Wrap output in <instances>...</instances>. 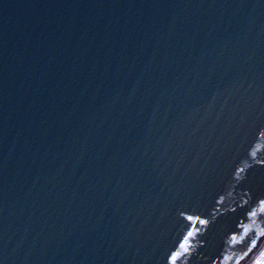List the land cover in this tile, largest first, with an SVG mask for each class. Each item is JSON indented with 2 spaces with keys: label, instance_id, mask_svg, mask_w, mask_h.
Masks as SVG:
<instances>
[{
  "label": "water",
  "instance_id": "water-1",
  "mask_svg": "<svg viewBox=\"0 0 264 264\" xmlns=\"http://www.w3.org/2000/svg\"><path fill=\"white\" fill-rule=\"evenodd\" d=\"M260 199L264 0H0V264H246Z\"/></svg>",
  "mask_w": 264,
  "mask_h": 264
},
{
  "label": "snow or ice",
  "instance_id": "snow-or-ice-1",
  "mask_svg": "<svg viewBox=\"0 0 264 264\" xmlns=\"http://www.w3.org/2000/svg\"><path fill=\"white\" fill-rule=\"evenodd\" d=\"M237 171H240L239 169H237ZM258 209H259V213H264V199H260L258 201ZM249 216H256L258 213L256 210H252L250 211L249 213ZM187 219L189 221L193 220L194 218L192 216H188ZM198 220V222L200 224H205L206 221L204 220H200L198 217L195 218ZM192 235V232L189 231L187 236L185 237V240L188 239V237H190ZM252 244L255 245L256 244V241L253 240L252 241ZM181 247H184V244L182 243L181 244ZM177 259V253L176 252H173L169 257H168V260H169V264H174L175 260ZM252 264H264V250H261L258 254V257L256 259H254L252 261Z\"/></svg>",
  "mask_w": 264,
  "mask_h": 264
},
{
  "label": "rangeland",
  "instance_id": "rangeland-1",
  "mask_svg": "<svg viewBox=\"0 0 264 264\" xmlns=\"http://www.w3.org/2000/svg\"><path fill=\"white\" fill-rule=\"evenodd\" d=\"M261 250H264V245H262V244L258 245V251H257L256 256L255 257H251L250 259H247V263L246 264H252V261L258 257V254H259V252Z\"/></svg>",
  "mask_w": 264,
  "mask_h": 264
}]
</instances>
